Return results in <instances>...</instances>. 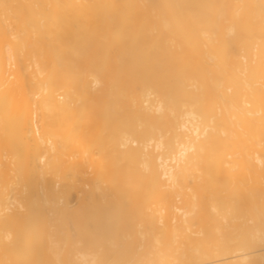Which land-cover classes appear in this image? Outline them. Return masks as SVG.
I'll return each mask as SVG.
<instances>
[{
  "label": "bare ground",
  "instance_id": "bare-ground-1",
  "mask_svg": "<svg viewBox=\"0 0 264 264\" xmlns=\"http://www.w3.org/2000/svg\"><path fill=\"white\" fill-rule=\"evenodd\" d=\"M0 264H264V0H0Z\"/></svg>",
  "mask_w": 264,
  "mask_h": 264
}]
</instances>
